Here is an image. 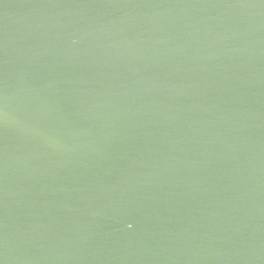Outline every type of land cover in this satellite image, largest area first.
<instances>
[{"label": "water", "instance_id": "water-1", "mask_svg": "<svg viewBox=\"0 0 264 264\" xmlns=\"http://www.w3.org/2000/svg\"><path fill=\"white\" fill-rule=\"evenodd\" d=\"M0 264H264V0H0Z\"/></svg>", "mask_w": 264, "mask_h": 264}]
</instances>
